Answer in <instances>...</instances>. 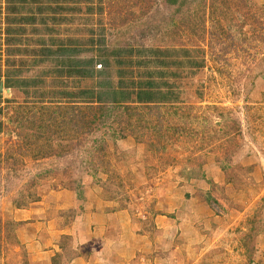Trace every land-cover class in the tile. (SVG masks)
Segmentation results:
<instances>
[{"label":"rangeland","instance_id":"374dc122","mask_svg":"<svg viewBox=\"0 0 264 264\" xmlns=\"http://www.w3.org/2000/svg\"><path fill=\"white\" fill-rule=\"evenodd\" d=\"M59 3L92 8L88 26L110 42L173 52L181 99L110 116L92 151L56 105L12 100L0 133V264H43L31 244L54 250L51 264H116L117 254L125 264H264V0ZM8 8L0 0V66ZM17 207L32 209L38 233L16 221ZM21 232L40 243L25 247Z\"/></svg>","mask_w":264,"mask_h":264},{"label":"crops","instance_id":"0c3cea01","mask_svg":"<svg viewBox=\"0 0 264 264\" xmlns=\"http://www.w3.org/2000/svg\"><path fill=\"white\" fill-rule=\"evenodd\" d=\"M57 1L7 0V5L18 9L7 11L3 24L7 56L0 66L1 134L4 130V108L13 104L12 100L24 97H32L48 107L58 101L66 105H97L99 102L125 106L117 109L118 116L136 106L180 102L182 92L179 74L174 70L178 64L172 57L173 52L162 51L148 43L141 45L140 38L110 42L101 26L97 30L88 26L87 12L92 13V8L83 14L77 8L59 3L66 0ZM79 15H84L85 21L77 22ZM83 26L89 27L85 31L89 38L78 35L77 28ZM63 91L64 99L60 96ZM17 208L14 213L16 221L26 223L25 230L28 231L30 227L33 230L37 227L38 233L42 223L27 224L32 218V209ZM94 211L92 213L99 219L100 214ZM102 229L105 231L103 234L107 232L108 235L105 243L111 242L109 228L104 226ZM36 236L31 239L21 232L17 239L27 247L34 241L40 243L35 240ZM30 247L35 259L51 264L54 250L38 249L39 245L35 244ZM76 257L71 264H84L85 260L92 258ZM114 262L125 264V256L115 255Z\"/></svg>","mask_w":264,"mask_h":264},{"label":"trees","instance_id":"16d2710c","mask_svg":"<svg viewBox=\"0 0 264 264\" xmlns=\"http://www.w3.org/2000/svg\"><path fill=\"white\" fill-rule=\"evenodd\" d=\"M8 7H9L8 8L9 10L15 11L18 9L17 7L16 8L13 7L11 4L10 5L8 4ZM90 9L91 8H88V10H90ZM60 96L64 99L65 98V92L64 91L61 92ZM60 102L61 101H58V103L56 104V106H55L56 110L53 111V113L61 115V117H64V114H66V115L69 114V116L71 118L75 119L76 124H77L76 134H78L80 137H82V135H83V138H82L83 144H85V142H88V144H91V145H89V146H91V148H89V150H91V151L93 150L94 144H96L99 140V137H100L99 133L101 135V133L104 131V129H106V128L108 129V127L111 123V120L113 119L112 118L110 120V116H114V118H117L118 117L117 109L125 107V106H121V105L109 106V105L102 104L99 102L97 105H91V104L66 105V103H62V102L60 103ZM61 107H64L63 108L64 110H61L62 109ZM61 123H64V122L62 121ZM59 127H60V125H59ZM92 134H95V135L92 136ZM85 135H87V136H85ZM113 136H114V134H113ZM88 139H90V140H88ZM100 149L102 150L103 148L100 147ZM86 153H90V152L86 151ZM65 155L66 154H60V155H58V157L60 158L61 156H65ZM61 158H63V157H61ZM75 193H76V197L78 200L83 199L80 182L77 185V190Z\"/></svg>","mask_w":264,"mask_h":264}]
</instances>
